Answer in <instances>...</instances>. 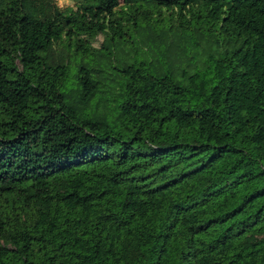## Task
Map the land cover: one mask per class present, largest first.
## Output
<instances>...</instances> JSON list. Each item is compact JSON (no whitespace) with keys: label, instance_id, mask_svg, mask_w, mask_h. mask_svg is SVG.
I'll return each mask as SVG.
<instances>
[{"label":"trees","instance_id":"1","mask_svg":"<svg viewBox=\"0 0 264 264\" xmlns=\"http://www.w3.org/2000/svg\"><path fill=\"white\" fill-rule=\"evenodd\" d=\"M0 0V264H264V0Z\"/></svg>","mask_w":264,"mask_h":264},{"label":"rangeland","instance_id":"2","mask_svg":"<svg viewBox=\"0 0 264 264\" xmlns=\"http://www.w3.org/2000/svg\"><path fill=\"white\" fill-rule=\"evenodd\" d=\"M55 2L61 8L71 7L75 4V1H73V0H55Z\"/></svg>","mask_w":264,"mask_h":264}]
</instances>
